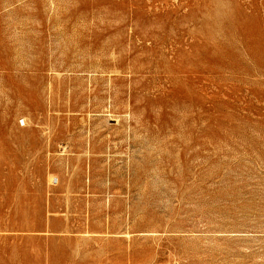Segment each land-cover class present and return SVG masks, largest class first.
I'll return each mask as SVG.
<instances>
[{
	"label": "rangeland",
	"instance_id": "obj_1",
	"mask_svg": "<svg viewBox=\"0 0 264 264\" xmlns=\"http://www.w3.org/2000/svg\"><path fill=\"white\" fill-rule=\"evenodd\" d=\"M0 264H264V0H0Z\"/></svg>",
	"mask_w": 264,
	"mask_h": 264
}]
</instances>
